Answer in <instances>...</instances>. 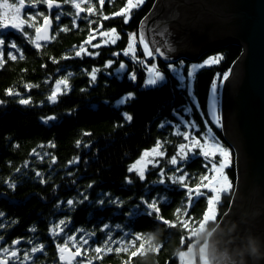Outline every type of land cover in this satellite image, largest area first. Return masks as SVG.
Segmentation results:
<instances>
[{
	"label": "trees",
	"instance_id": "trees-1",
	"mask_svg": "<svg viewBox=\"0 0 264 264\" xmlns=\"http://www.w3.org/2000/svg\"><path fill=\"white\" fill-rule=\"evenodd\" d=\"M63 2V0H60ZM156 0H146V2L137 10H133L132 18L128 24L123 23V17H113L107 21H102V15L111 16L124 7L125 0H114L113 3L105 4L101 9L98 0H93L95 15L91 19L97 23L89 26L85 21H78L79 27H72L71 15L61 18L59 25H55L53 35L59 27L67 26L70 30L60 32L55 35V39L49 42L41 43L42 47L37 49L34 45L27 43L20 36L9 32L7 39H15L22 48L24 59L11 61L7 57V47L4 50V60L6 63L0 67V99L8 100L4 106H0V211L6 214L8 221L17 220L18 223L10 228L3 230L6 233V241L10 244L13 239L18 237L38 236L39 241L46 247V256H40L36 264H57L56 248L48 236L49 225L58 219L66 216L72 217L70 230L84 229L88 232L97 231L94 238L96 241L105 239L104 233L98 231L102 223H109L113 229V237L121 236L124 231L141 235V241H137L135 247L128 248V251L119 253H103L102 259H96V254L89 252L87 259L92 264H180L178 254L181 250V235L187 236L179 226L172 228L163 223V220H156L155 216L135 217L129 219L121 215L122 209L115 206H106L98 208L96 205L89 206L86 202L78 205L77 210L68 212L65 208L63 212H57L55 205L58 200L66 201L69 198L77 197L78 190L87 189L88 184L94 182V187L90 190V199L96 200L98 192H110L115 197H120L126 202L129 198H138L144 194L146 184L158 179L159 169H151L144 183L139 182L135 174H132L134 183L125 184V177L129 175L127 169L140 156L145 149L151 148L157 139L170 141L166 145L167 154L171 157L175 152V145L182 142L181 137L172 136V129L166 126L164 129L158 125L164 121L172 120L179 122L178 117L172 113L173 108L182 109L186 106L188 95L186 91L175 90L178 81L169 73L168 62L158 57V67L167 76V83L154 90H145L141 87L145 80L144 69L140 65L133 64L128 58L121 55L119 60H124L129 70L136 68L138 79L135 84L129 82L127 76L123 81H117L115 78L109 79L100 74L97 86L82 93L81 88L88 87V77L82 74L81 69H88L93 66L103 67L105 61L117 59L112 56L113 52H120L128 43V34L138 32L141 27V21L152 9ZM87 7V4L82 5ZM69 13L73 12L71 5H64ZM44 11V6H41ZM47 15V12L45 11ZM81 15H86L82 13ZM55 20V12L52 14ZM42 19V18H41ZM39 20V23L41 21ZM103 23L101 31L116 28L121 35V39L115 45H107L98 49L88 46L89 51H98L100 55L92 58L85 56L84 59H62L63 56H74L73 46L79 45L86 40L89 35V27L96 28L97 24ZM31 32L30 29H25ZM100 39L97 41L99 42ZM242 48L237 45H229L209 52L201 58L222 54L224 59L213 67H205L195 75L194 95L202 109L207 112V104L210 94V85L215 73H224L235 60L240 56ZM138 55L143 56L138 50ZM51 58H55L59 63H53ZM113 65V68L118 66ZM151 63V61H149ZM46 65V67H41ZM61 69L57 72V69ZM111 71V69L109 70ZM67 72H72L73 76L69 83L72 91L60 98L57 105H49L46 102V96L49 94L51 84H45L44 81L51 77L56 78L64 76ZM105 80H108V86H105ZM39 85L33 87L31 95L34 105L22 106L15 102L17 98L5 96L7 89L25 93L24 85ZM135 93L136 99L122 106L118 111L111 105L101 103L104 100L115 102L125 93ZM40 101H45L43 106H38ZM96 106V107H93ZM78 110L72 116H67L70 110ZM120 111H126L132 115L131 124L125 123L124 127H114L121 122ZM57 115L60 119L52 126L41 122V117ZM183 114V113H182ZM218 114L221 117V103L218 104ZM192 118L200 125L201 131L204 130L203 121L195 108H193ZM185 118H189L185 116ZM216 137L226 148L232 150V167L226 170L233 185L236 184L237 170L235 157L236 153L225 138L221 127L213 126ZM91 133L85 136L84 133ZM199 135V133H197ZM81 142V147H76L77 141ZM52 142L55 147H48ZM90 143L91 148H85L83 145ZM14 145H18L15 147ZM43 145L44 147H40ZM43 154L51 153L57 158L56 164H51V158H46L43 162L35 156L30 155L33 150ZM80 157V163L68 166V161L75 157ZM28 167L25 168V162ZM87 161V163H85ZM166 161V160H165ZM202 159H196L189 162L185 171L189 173L188 183L194 187L199 182V176L206 170L201 166ZM162 167H169L161 162ZM21 169L17 172V169ZM39 170L44 175L45 184L38 182L35 171ZM72 172V176L67 173ZM76 183L73 184L72 181ZM17 183L15 190L8 187V182ZM58 186V187H56ZM173 189L165 191L164 186L157 185L151 189L152 194L160 193L168 199L167 204H161L160 215L163 219L170 222L176 219V209H181V217L184 215L182 202L186 203L185 191L179 190V186L173 185ZM55 189V190H54ZM233 191L229 195H222L218 205V216L215 222H209L207 228L209 232L214 229L217 222L229 209L233 197ZM150 198V197H149ZM132 199L131 203H135ZM129 206L128 203L125 205ZM206 199L201 197L190 209L188 215L199 221L206 210ZM120 224L121 229H115V225ZM35 226L36 233L28 231L30 227ZM198 228V224L192 227V231ZM206 234L196 236L193 240L198 242L204 240ZM129 239V238H126ZM145 247L140 249V243ZM22 247H28L22 245ZM116 246L114 245L113 248ZM127 247V245H125ZM159 247L157 252L155 249ZM138 251L137 256H131L132 251ZM39 256V254H38Z\"/></svg>",
	"mask_w": 264,
	"mask_h": 264
},
{
	"label": "snow or ice",
	"instance_id": "snow-or-ice-1",
	"mask_svg": "<svg viewBox=\"0 0 264 264\" xmlns=\"http://www.w3.org/2000/svg\"><path fill=\"white\" fill-rule=\"evenodd\" d=\"M114 0H108V3H113ZM146 0H125L124 7L119 11L114 12L111 16L102 15L101 20L107 21L113 17H123V23L128 24L132 18L133 10L139 9ZM101 9L105 4V0H98ZM71 5L73 12L69 13L65 10L64 5ZM87 4V7L82 5ZM44 6V11L41 10V6ZM155 8V6H154ZM55 10V21L57 25L61 21V18L67 15H71L72 27L78 28V21H85L89 26L96 24L97 22L91 17L95 15V7L93 0H63V4L57 2V0H0V67L6 63L4 60V50L7 47V57L11 61L17 59V53H19V59H24L22 48L17 44L15 39H7L6 34L11 32L16 36H20L24 41L34 45L37 49L42 47L40 41L48 42L51 39H55V35H59L60 32H67L70 29L67 26L59 27L58 31L53 36H49L43 33H48L52 28V13ZM47 12V15L45 14ZM86 13V15H81ZM156 15L153 11L150 16L145 17L141 21V27L138 32L128 34V43L120 52H113L112 56L117 59H109L105 61L103 67L93 66L91 70L81 69L82 74L88 77V87L81 88L82 93L89 91V89L97 86L98 77L103 74L109 79L115 78L117 81H123L125 76L129 82L135 84L138 79V72L136 68L128 69L124 60H119V57L123 55L128 58L130 62L136 65H140L144 69L146 79L141 87L145 90H154L162 87L167 83V76L159 69L157 58L163 57L168 60L167 68L169 73L174 76L178 81L175 90L186 91L188 95V101L186 106L182 109L173 108L172 113L178 117L179 122L165 119L158 127L164 129L166 126H170L172 129L171 135L181 137L182 142L175 145L174 154L166 161L164 158L167 156L166 145L170 143L167 139L161 141L157 139L154 146L150 149L142 151L140 157L128 167L127 175L125 177V184L132 185L134 183L132 174L134 173L139 182L144 183L147 178V174L151 169H159L157 172L158 179L152 181L150 184H146L144 188V194L138 198H129L126 202L120 197L113 196L110 192H98L97 199H90V190L94 187V182L88 184L87 189L78 190V196L69 198L66 201L58 200L55 205L57 212H63L66 208L68 212H74L77 210L78 205H83L86 202L91 207L96 205L98 208H104L106 206H115L122 209L121 215L127 216L129 219L141 216H147L156 220H163L165 225L175 228L179 226L188 235H181V248L185 246L187 241V252L180 251L179 261L180 264H196L194 257H190L189 254L193 251L192 240L198 235L197 232L192 231V227L198 224L200 229H203L209 222H215L217 218V206L221 201L222 195H229L232 191L233 185L229 180L226 169L232 167V150L223 146L222 142L216 137L213 131V126L221 127V117L218 114L219 104V89L231 75L232 69L229 68L224 73H215L213 81L210 85V94L207 104V112L202 109L198 103V99L192 91V82L195 78L198 70L205 67H213L218 65L223 59L222 54H217L213 57H209L200 64H192L186 66L183 61L178 63L172 62L171 53L174 49L171 46L169 37V31L163 21L159 23L149 24V21ZM42 18L43 23H39ZM103 23L97 24L96 28L89 27V35L85 41H83L79 47L73 46L75 49L74 56H63L62 59H84L87 57H98L100 53L98 51H89L86 45L91 46L93 49H98L109 44L115 45L122 37L113 27L108 30L101 31ZM25 29L32 30L31 32ZM97 35L101 38L99 43L93 44L92 41L97 38ZM158 36L159 39H155ZM139 51L142 52L141 58L138 55ZM53 63H59L55 58H51ZM115 68L113 65L117 64ZM151 61V63H149ZM46 67V65H41ZM187 67V72H184ZM111 69V71H109ZM61 69H57L60 72ZM73 73L67 72L66 75L56 78L54 81L49 77L44 81L45 84H51L49 94L46 96V102L49 105H57L62 96L68 95L72 91V86L69 83ZM105 86H108V80H105ZM33 87H39V85L25 84V93L20 91H14L9 88L5 92V96L17 98L16 103L22 106H37L34 105L30 94ZM136 99L135 93L128 92L120 96L112 103L110 100H104L101 103L104 105H111L116 110H120L122 106H125L130 101ZM9 103L8 100L0 99V106H4ZM45 101H40L38 106H43ZM96 107V106H93ZM193 108L201 116L203 121L204 130L201 131L200 125L192 118ZM76 109L70 110L65 115L72 116ZM183 113V114H182ZM121 122L114 125V127H124L125 123L131 124L133 117L126 111H120ZM188 116V119H185ZM60 117L57 115H49L41 117V122L46 125H54ZM199 133V135H197ZM85 136H90L91 133H84ZM18 147V145H14ZM40 147H44L41 145ZM48 147H55L52 142H49ZM76 147H81V142H76ZM85 148H91L90 143L83 145ZM35 156L39 161L43 162L46 158H51V164H56L57 158L51 153L45 152L43 154L37 152L35 149L30 153ZM202 159V167L206 170L199 176V182L191 187L187 182L189 179V173L185 171L187 164L193 160ZM164 161L169 167H162L161 162ZM80 157L77 156L73 160L68 161V166L73 164H79ZM87 163V161H85ZM25 168L28 167V162H25ZM20 172L21 169H17ZM68 176H72V172L67 173ZM35 176L38 178V182L45 184L46 180L41 171L36 170ZM73 184L76 182L73 180ZM157 185L164 186L165 191L176 190L173 189V185L179 186V190L185 191L186 203L182 202L184 208V216L187 218H181V209H176V219L172 222L163 219L160 215L161 204H167L168 199L160 193L152 194L151 189ZM17 183L14 181L8 182V187L15 190ZM58 187V186H56ZM55 190V189H54ZM206 190V191H205ZM210 193V195H209ZM2 195V194H0ZM150 197V198H149ZM201 197L206 199V210L203 213L202 218L196 221L194 217L188 215V209L198 201ZM132 199H136L135 203H131ZM128 203L129 206H125ZM6 214L0 211V264H36V261L40 256H46V245L39 241L38 236L30 237H18L13 239L9 244L6 241V233L3 231L18 223L17 220L8 221ZM72 223V217L66 216L65 218L53 221L48 228V236L51 238V242L56 248L57 264H92L90 259H87L89 252L96 254V259H102L103 253H111L113 251L119 253L122 250L127 252L128 248L135 247L137 241H141L140 234H134L124 231L121 236L113 237V229L109 223H102L98 228V231L104 233L105 239L103 241H96L94 238L97 235V231L88 232L84 229L70 230ZM120 224L115 225V229H121ZM31 233H36L35 226L28 229ZM129 238V239H126ZM27 245L28 247H22ZM116 246L113 248V246ZM127 245V247H125ZM145 244L140 243V249H143ZM159 251V247L155 249ZM138 251H132L129 260L132 257L137 256ZM205 250L201 249L199 255L200 264H215L214 258L211 255H205ZM39 254V256H38ZM186 256L189 258L186 260Z\"/></svg>",
	"mask_w": 264,
	"mask_h": 264
},
{
	"label": "water",
	"instance_id": "water-1",
	"mask_svg": "<svg viewBox=\"0 0 264 264\" xmlns=\"http://www.w3.org/2000/svg\"><path fill=\"white\" fill-rule=\"evenodd\" d=\"M153 11L149 24L166 25L172 59L242 48L221 89L222 131L236 151V189L202 249L215 264H264V0H156L146 17ZM54 29L52 19L43 34L53 36Z\"/></svg>",
	"mask_w": 264,
	"mask_h": 264
},
{
	"label": "rangeland",
	"instance_id": "rangeland-1",
	"mask_svg": "<svg viewBox=\"0 0 264 264\" xmlns=\"http://www.w3.org/2000/svg\"><path fill=\"white\" fill-rule=\"evenodd\" d=\"M57 1H59V2H61L62 4H63V2L62 1H60V0H57ZM156 2V1H155ZM155 4V3H154ZM150 12V11H149ZM54 13V12H53ZM52 13V14H53ZM52 19H53V17H52ZM54 20V19H53ZM40 23H43V20L41 19V21H40ZM54 25H56V23H55V20H54ZM98 39H100L101 40V38L97 35V38L95 39V40H93L92 41V43L93 44H95V43H99L100 42V40H99V42L97 41ZM51 41V40H50ZM44 43V42H43ZM87 48H88V46H86ZM138 47V50H139V45L137 46ZM5 53V52H4ZM209 53V52H208ZM208 53H206V54H202L198 59H193V60H191V59H188V58H176V59H172V62H174V63H178L179 61H183L184 62V64L186 65V66H190V65H192V64H200V63H202L204 60H206V59H208L209 57H213V56H208L206 59H204V60H201V58L202 57H204L205 55H207ZM215 56V55H214ZM160 58H163V57H160ZM158 59V58H157ZM164 59V58H163ZM165 60V59H164ZM165 61H167L168 63H169V61L168 60H165ZM187 67H185V69H184V72L186 73L187 72ZM145 79H146V76H145ZM195 79V78H194ZM221 89H222V86L220 87V89H219V93H218V95H219V102L221 103ZM192 91H193V93H194V80H193V82H192ZM185 119H188V118H185ZM221 122H222V116H221ZM198 135V134H197ZM161 141H163V140H161ZM229 142V141H228ZM224 146V145H223ZM232 146V145H231ZM225 147V146H224ZM233 147V146H232ZM152 148V147H151ZM148 149H150V148H148ZM234 149V148H233ZM235 151V150H234ZM142 153V152H141ZM235 153H236V151H235ZM141 155V154H140ZM140 157V156H139ZM138 157V158H139ZM137 158V159H138ZM168 158H170L169 156H168V154H167V156L164 158V160H167ZM236 158V157H235ZM136 159V160H137ZM135 160V161H136ZM134 161V162H135ZM133 162V163H134ZM164 161H162V163H163ZM235 162H236V159H235ZM132 163V164H133ZM165 163V162H164ZM167 165V164H166ZM227 170V169H226ZM236 170H237V167H236ZM228 175V174H227ZM229 177V176H228ZM229 180H230V178H229ZM231 181V180H230ZM237 181V180H236ZM233 185V184H232ZM235 189H236V184L235 185H233V188H232V191L233 192H235ZM206 191V190H205ZM209 195H210V193H209ZM233 195H234V193H233ZM232 199H233V197H232ZM232 202V201H231ZM230 205H231V203H230ZM230 207V206H229ZM228 211V210H227ZM226 211V212H227ZM184 216V215H183ZM217 216H218V206H217ZM223 217V216H222ZM222 217H221V219H222ZM181 218H184V217H181ZM184 219H186V218H184ZM217 219V218H216ZM220 219V220H221ZM220 220L217 222V224H216V226L219 224V222H220ZM215 226V227H216ZM214 227V228H215ZM212 231V230H211ZM210 231V232H211ZM195 232H197L198 233V235L197 236H199V235H201L202 233L203 234H206L205 236H204V240L202 241V242H198V239H196V240H194V242L192 243L193 244V251H192V253L191 254H189V256L190 257H194L195 258V260H196V264H200V261H199V255L201 254V249H202V246H203V244H207V242H208V233H210L209 232V230H208V228H207V224L205 225V227L203 228V229H200L199 228V226H198V228L197 229H195ZM181 251H185V252H187V249H183V250H181ZM180 253V252H179ZM189 256H186V260L189 258ZM178 257H179V254H178ZM180 262V261H179Z\"/></svg>",
	"mask_w": 264,
	"mask_h": 264
}]
</instances>
